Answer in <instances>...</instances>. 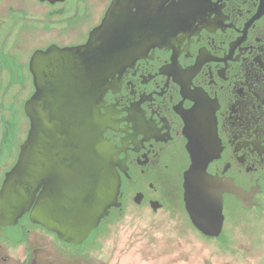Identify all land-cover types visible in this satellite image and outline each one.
<instances>
[{
    "label": "flooded vegetation",
    "instance_id": "af4514ba",
    "mask_svg": "<svg viewBox=\"0 0 264 264\" xmlns=\"http://www.w3.org/2000/svg\"><path fill=\"white\" fill-rule=\"evenodd\" d=\"M111 2L0 0V43L11 26L8 47H14L21 60V75L30 78L31 86L21 104L19 124H11L17 141L20 131L27 135L30 126L24 103L35 91L30 69L33 54L52 45L86 43ZM133 2L134 13L158 20L162 31L170 26L174 32L154 42L117 74L104 97L102 110L112 123L105 137L117 147L123 167H118L120 206L112 207L102 219L94 242L80 249L65 247L56 233L29 220L21 226V242L10 241L0 231V247H8L6 251L0 248V261L14 264L19 260L22 254L16 248L36 232L48 236L61 250L83 251L84 245L95 246L105 228L130 208L179 212L199 236L217 241L194 226L185 204V172L192 153L208 152L207 172L245 192L243 204L234 193L223 192L226 241L241 238L231 233L230 224L242 222L245 242L243 249L235 251L243 255V264H264V0ZM86 16H92L90 25L82 20ZM10 17L15 18L12 24ZM72 19L81 23L74 35L67 31ZM16 29L21 30L19 34ZM5 45L0 44V57ZM23 140L11 141L7 148L15 154L13 164ZM10 166L0 167V186ZM24 260L20 263L25 264Z\"/></svg>",
    "mask_w": 264,
    "mask_h": 264
},
{
    "label": "water",
    "instance_id": "95a60500",
    "mask_svg": "<svg viewBox=\"0 0 264 264\" xmlns=\"http://www.w3.org/2000/svg\"><path fill=\"white\" fill-rule=\"evenodd\" d=\"M133 1L112 0L86 43L52 45L31 57L35 91L24 103L30 126L0 186V231L10 241L23 240L21 226L29 220L56 233L65 247L80 249L94 242L102 219L120 206L122 166L105 137L112 123L102 110L104 97L117 74L174 32L134 13ZM207 153H192L186 209L204 235L225 242L223 192L242 204L245 192L207 172Z\"/></svg>",
    "mask_w": 264,
    "mask_h": 264
},
{
    "label": "rangeland",
    "instance_id": "374dc122",
    "mask_svg": "<svg viewBox=\"0 0 264 264\" xmlns=\"http://www.w3.org/2000/svg\"><path fill=\"white\" fill-rule=\"evenodd\" d=\"M13 18H9V24ZM82 20L90 25L92 16ZM80 25L78 20H74L67 31L74 35ZM20 29L14 30L15 34H19ZM6 31L0 43L6 44L5 54L0 57V73H7L0 75V152L3 151L0 167L8 168L13 164L15 154L5 151L3 137L10 131L11 141L24 139L26 132L22 134L20 131L17 141L16 128L11 124H19L21 104L29 95L31 86L30 78L21 75V60L14 47H8L7 35L11 34V26ZM24 128L28 129V121H24ZM230 226L231 233L241 238L228 240L229 244L223 245L221 241L199 236L179 212L161 210L152 213L148 208H130L121 219L105 228L95 246L84 245L80 252L61 250L48 236L37 232L30 234L27 242L16 248L22 255L19 260H14V264H21L24 258L25 264H243V255L235 251V248L243 249V223L239 221ZM0 248L2 251L8 249L6 245ZM0 264H4L3 261Z\"/></svg>",
    "mask_w": 264,
    "mask_h": 264
},
{
    "label": "trees",
    "instance_id": "16d2710c",
    "mask_svg": "<svg viewBox=\"0 0 264 264\" xmlns=\"http://www.w3.org/2000/svg\"><path fill=\"white\" fill-rule=\"evenodd\" d=\"M10 134H11V132L9 131V132L5 133L4 137H3L4 139H3L2 145L4 146L5 150H7V148H9V144L11 143V140H10V137H9ZM228 244H229L228 241L223 242V245H228Z\"/></svg>",
    "mask_w": 264,
    "mask_h": 264
}]
</instances>
